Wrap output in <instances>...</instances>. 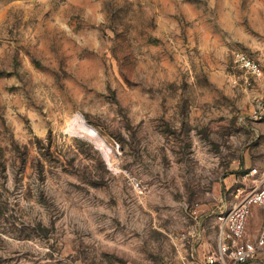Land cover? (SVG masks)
<instances>
[{
    "label": "rangeland",
    "instance_id": "374dc122",
    "mask_svg": "<svg viewBox=\"0 0 264 264\" xmlns=\"http://www.w3.org/2000/svg\"><path fill=\"white\" fill-rule=\"evenodd\" d=\"M263 166L264 0H0V264H194Z\"/></svg>",
    "mask_w": 264,
    "mask_h": 264
},
{
    "label": "built area",
    "instance_id": "2783aa9c",
    "mask_svg": "<svg viewBox=\"0 0 264 264\" xmlns=\"http://www.w3.org/2000/svg\"><path fill=\"white\" fill-rule=\"evenodd\" d=\"M234 59L249 83L263 73L260 61L243 50L236 51ZM235 183L232 193L237 200L220 216L216 247L194 264H248L264 256V223L256 235L248 232L253 207L264 208V166L250 168Z\"/></svg>",
    "mask_w": 264,
    "mask_h": 264
},
{
    "label": "crops",
    "instance_id": "0c3cea01",
    "mask_svg": "<svg viewBox=\"0 0 264 264\" xmlns=\"http://www.w3.org/2000/svg\"><path fill=\"white\" fill-rule=\"evenodd\" d=\"M256 207H260V206H254L253 208H255L256 210H257V208ZM260 208H263V207H260ZM264 209V208H263ZM264 223V222H263ZM263 225V224H262ZM262 227V226H261ZM261 227H260V229H261ZM259 229V230H260ZM259 230H257L256 232H255V235L259 232ZM248 232H249V229H248ZM250 234H252L251 232H249Z\"/></svg>",
    "mask_w": 264,
    "mask_h": 264
}]
</instances>
